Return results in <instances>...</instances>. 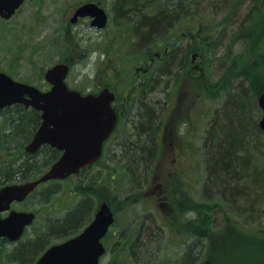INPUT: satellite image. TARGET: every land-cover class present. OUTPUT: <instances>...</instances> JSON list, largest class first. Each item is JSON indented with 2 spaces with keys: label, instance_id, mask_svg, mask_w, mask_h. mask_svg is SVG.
Segmentation results:
<instances>
[{
  "label": "rangeland",
  "instance_id": "1",
  "mask_svg": "<svg viewBox=\"0 0 264 264\" xmlns=\"http://www.w3.org/2000/svg\"><path fill=\"white\" fill-rule=\"evenodd\" d=\"M89 1L99 2L107 10L110 22L104 30L92 29L87 21L78 26L70 24L69 20L73 10L78 5ZM130 1L27 0L10 21L0 19V71L8 74L12 72L14 75H10L18 81L47 90L49 85L44 79L46 70L59 61H70L72 71L67 82L72 88L76 87L84 93H90L96 90V86L103 87L110 82L113 79L111 71H119V82L122 79L134 82L135 79V86H140L145 79L142 71L151 61L149 59L147 63L144 62V52H140V47L137 45L138 37L133 34L134 27L121 21V17L116 15V4L118 3L125 7L128 17L129 12L132 13L134 10ZM136 1H140L139 4H145L147 0ZM214 1L217 0H193L190 3L192 6L190 9L191 14L197 19L214 17L216 22H213V27L215 28L218 23H221L220 21L228 18L229 22L234 15L220 11L214 4L211 6L210 3ZM152 2L158 4L159 7H164L162 0H152ZM172 4L174 3H169V5ZM247 5V9L253 7L254 10L262 11L259 19L244 30V33L254 36L252 41H245L240 37L233 40L232 30L234 28L226 23L218 29L213 40L217 46H211L212 50L209 52L203 36H198V32L203 34L204 25L202 23L193 24L190 22L192 20L187 17V25L177 24L174 32L171 31L168 35L171 36V40L160 47L164 54L172 49L173 44L181 51L183 48L192 50L193 47L196 51L188 52L189 64L179 67L180 76L175 74L177 72L173 67L175 60L168 64L165 80L160 82L161 88L156 93L155 104L157 112L161 115L162 129H160L159 136L160 155L150 177L155 176L157 180H151L148 185L145 183L142 186L141 192L144 193L141 201L135 203L130 210L122 201L127 196L126 192L130 193L126 182L120 190L115 186L111 189L108 186L106 189L105 186L97 189L99 199L104 194L111 205L112 201L116 203L118 219L117 225L113 228V237L106 242L109 251L101 264H113L117 260L119 263H124L127 257L119 252V240L129 239V243L138 245L139 235L147 227L159 230L164 241L156 259L158 262L168 257L172 262L166 261L165 264H264V217L260 215L251 217V214L250 216L246 214L247 209L243 203L238 202L233 205L232 202L222 201L218 195H215V202L219 206L216 213H213L215 225L209 232L212 240H204L203 246L199 239L194 240L193 237H188L183 232L186 228L185 219L193 217V214H188V217L183 215L180 223L177 221L180 206L173 193L177 189L183 190L186 195L199 203L212 196V194L208 195L204 188L208 171L203 151L212 115L222 107L227 89L231 87L235 93L246 91L251 94L258 123L262 117L258 99L255 103V92L252 93L245 72L254 71L252 65L258 58L256 53L264 54V0H247ZM245 14L244 10H240L237 13L238 19ZM238 19L236 21H239ZM69 29L79 35L77 38L83 40L80 50H74L73 40H69L70 33L67 34ZM220 31L226 32L225 37ZM226 36L229 37L228 46L220 49L219 44L225 41ZM91 51L96 52L91 55ZM196 53L198 56L193 62L192 57ZM154 61L148 79L150 77L155 79L162 71L159 63L154 66ZM261 61L264 66V60ZM196 65L203 68V76L195 68ZM139 68L142 69L138 71ZM261 70L262 67L258 68L254 77L261 74ZM255 86L257 87L258 84ZM260 87H264V84L258 86ZM123 98H127L125 94ZM3 129H5L4 133H11L8 126ZM132 133L131 124L129 120H126V127L120 129L118 137L114 138L113 142L119 141L122 145L124 138ZM127 140L131 141L132 138ZM15 145L17 143H12L9 147L12 149ZM17 156H20V153L14 155V158ZM103 160L110 167H120L119 165L125 164L119 149L115 152L107 150V155ZM97 176H99L98 172L90 170L60 182L58 185H42L45 188L37 190L26 202L16 204L14 208L17 210L35 211L37 220L28 228L19 243L8 242L4 246L0 245V249L5 250L6 256H10L16 246L28 245L31 239L45 233L54 243L65 240L66 233L54 234L49 228H53V225L56 226L64 220L69 209L75 207L80 201L84 188L93 190L97 184L93 187L91 185ZM157 185H160L158 191L162 192V197L159 199L165 198L166 200L168 197L167 201L163 200L168 204L166 208H161L159 204L162 202L160 200L157 202L152 194L148 193ZM54 190L57 192L55 193ZM149 212L154 216L157 215L156 220L160 229L148 218ZM130 225L141 228V231L132 232L129 238ZM119 234L121 235L118 239ZM251 238L261 244L249 242L248 239ZM212 241L220 242L213 246L216 253L211 259L209 254L211 249L208 251V247L213 243ZM115 242L118 246L114 244ZM205 243L208 245L207 248ZM128 261L138 264L133 255L128 257ZM4 263L21 264L9 259H4Z\"/></svg>",
  "mask_w": 264,
  "mask_h": 264
},
{
  "label": "trees",
  "instance_id": "2",
  "mask_svg": "<svg viewBox=\"0 0 264 264\" xmlns=\"http://www.w3.org/2000/svg\"><path fill=\"white\" fill-rule=\"evenodd\" d=\"M192 1L174 0L172 5H169V2L162 1L164 7H159L152 0H147L145 4H139L140 1L131 0L130 5L134 7V10L132 13L129 12L128 17L126 16L128 12L125 7L121 6V4H116V15L121 17V21L123 20L131 27H134L133 34L138 37L137 45L140 47V52H144V62L147 63L149 59L154 58V66L159 63V67L162 70L155 79L151 77L148 79L151 72L144 74L145 79L138 90L131 89L129 91L131 87L135 86V79L134 82L129 79H122L121 83L114 80L115 82L110 81L106 84L118 92V99L123 98L124 94L127 98L132 99L131 104L121 112L126 114V117L130 116V120L128 118L127 120L130 121L133 133L129 137L134 136V139L132 137L131 141H124L119 147L124 165L110 167L106 164L107 162L102 160L96 166L91 167L90 170L98 172L99 176L96 177V183H102L108 186L109 189L115 186L116 189L120 190L126 182L130 193L126 192L127 196L122 201L129 210L135 203L140 202L143 195V192H141L142 186L147 183L148 175L160 155L161 115L157 112L155 104L156 93L161 88L160 82H164L168 64L173 63L174 60L173 67L177 70L175 74L180 76L179 67L189 64L188 52L196 51L195 47L192 50L183 48L181 51L173 44L172 49L164 54L160 47L171 40V36L168 35L171 31L174 32L177 24L187 25L188 17L193 24L202 23L204 25L203 34L198 32V36H203V41L207 44L209 52H211V46H217L213 40L219 31L218 29L226 23L234 28L232 30L234 34L233 40L236 37H240L242 40L252 41L254 36L244 33V30H247L255 20L259 19L262 13L260 10H254L253 7L247 9V0H217L216 2H211L210 5L214 4L218 6L220 11L228 15L233 14L234 16L232 19L230 18L229 22L228 18L223 19L214 28L213 22H216L214 17L197 19L191 14L190 8L192 6L190 3ZM240 10H244L246 14L238 19L237 13ZM237 19L239 21H236ZM220 33L225 37L224 34L226 32L220 31ZM228 36L230 37L229 34ZM229 37L226 36L225 41L220 42V49L228 46ZM69 40H73L72 42L76 40L77 43L78 38L71 35ZM156 52H160V58L154 55ZM256 54L258 58L252 65L254 71H251V73L250 70L249 73L245 72V76L250 82V89L252 93L255 92V103H257L259 95L264 92V87L258 88V86L264 84V66L261 61L264 60V54ZM260 67H262L261 74L254 77V73ZM255 80L258 81L255 82ZM255 84H258V86L256 87ZM151 96L152 98H150ZM224 96L225 101L222 107L212 115L203 151L208 171L204 188L208 195L212 194V196L199 203L191 199L189 195H186L183 190L177 189L175 192L181 205V213L187 217L189 216L188 214H193V217L185 219L186 228L183 232L188 237H193L194 240L203 241L201 242L203 246L204 240H212L209 232L210 230L212 231L211 228L215 225L213 223V213H216L219 206L215 202V195H218L222 201L232 202L233 205L238 202L243 203V206L247 209L246 214L249 216L251 214V217L258 215L264 217V132L259 127L251 94L246 91L235 93L230 87L225 91ZM127 108H129L128 112L126 111ZM37 114L38 111L20 105L0 110V188L16 182L34 180L45 171L46 167L38 165L41 162L38 157L21 155V150H23L25 143L29 142L32 137L31 131L36 128L35 126L38 123ZM122 119L125 121L123 116ZM5 126H8V130L11 133L6 134L3 132ZM12 143H17V145L11 149L9 145ZM17 153H20V156L14 158ZM54 161L47 164L44 163V165L50 166ZM113 180L114 183L112 182ZM58 184L52 183V185ZM54 192L56 193L57 190H54ZM83 194H86V200L81 205L78 204L70 208L64 220L60 221L56 226L53 225V228L50 227L49 230L58 235L66 233L65 240L78 234L80 230H74L78 228L86 216H93L96 199H99L95 188L93 190L84 188ZM180 197L184 198L180 199ZM112 205L116 210V203L114 202ZM135 231H129V238L132 235L131 233H135ZM113 234L112 230L109 236L113 237ZM120 235H118V239ZM161 236L160 231H157L156 228L147 227L140 233V243L138 245L129 243V239H120L119 246L115 242L114 244L120 249L119 252L127 257L124 263H119L117 260L115 264H132L128 261L130 255L134 256V260L138 264H155L158 262L156 259L163 247L164 241ZM238 238L241 239V237ZM61 239L63 238L61 237ZM248 241L260 243L254 238L248 239ZM212 242L208 247V251L211 249L209 253L211 259L214 258L216 253L213 246L218 245L220 241ZM6 243L7 241L3 240L0 245L4 246ZM53 244L54 241L52 242L49 235L45 233L35 239H31L28 245L16 246L10 256H6L5 250L0 249V264H5L4 259L18 261L21 264H34L37 258ZM166 261L172 262L171 258L164 257L157 264H165Z\"/></svg>",
  "mask_w": 264,
  "mask_h": 264
},
{
  "label": "water",
  "instance_id": "3",
  "mask_svg": "<svg viewBox=\"0 0 264 264\" xmlns=\"http://www.w3.org/2000/svg\"><path fill=\"white\" fill-rule=\"evenodd\" d=\"M25 0H0V17L9 20L21 8ZM79 17H91L92 26L104 28L108 22L106 11L95 3L79 7L72 23ZM69 67L57 64L45 75L52 85L43 92L36 87L13 80L0 72V109L14 105L32 107L42 114V126L26 148L34 154L43 145L63 152L61 158L41 176L24 184L7 185L0 189V239L19 240L26 227L33 224V212L12 210L7 217L2 214L11 210L14 202H23L38 185L50 180H64L93 164L102 154L103 143L117 124V114L112 108L114 93L108 88L97 95L83 96L70 90L65 80ZM258 104L263 111L259 127L264 132V93ZM114 223V214L107 203L101 204L93 222L77 237L49 248L36 264H99L106 249L102 239Z\"/></svg>",
  "mask_w": 264,
  "mask_h": 264
},
{
  "label": "flooded vegetation",
  "instance_id": "4",
  "mask_svg": "<svg viewBox=\"0 0 264 264\" xmlns=\"http://www.w3.org/2000/svg\"><path fill=\"white\" fill-rule=\"evenodd\" d=\"M83 19H79L76 23V25H79L80 24V22L82 21ZM11 75H14L12 72H11ZM13 78H14V76H12ZM15 79V78H14ZM17 80V79H16ZM32 85V84H31ZM131 101H132V99L131 98H126V99H124V98H121V99H116L115 100V102H114V104H113V107L115 108V110H116V112H117V114H118V116H119V119H118V121H117V125H116V127H115V130L112 132V134L109 136V138L107 139V141L104 143V147H103V149H104V153H107V150H110V152L113 150V152H115V151H118V149H119V147H120V142L119 141H114L113 142V139L114 138H116V137H118V134L120 133V129L122 128V127H126V120H127V118L130 120V116L128 115L127 117H126V114H123L121 111L124 109H126L125 107H127V106H129L130 104H131ZM127 102V103H126ZM128 108H127V112H128ZM122 113V114H121ZM38 123H37V125L35 126L36 128H34V130L33 131H31L32 132V137L30 138V140H29V142H27V143H25V145H24V147H23V150H21V155L22 156H26V155H28V157H38V159L39 160H41V162H39V164L38 165H43L44 167H49V166H46V165H44V163H50L51 161H53V160H58L60 157H61V155H62V152L60 151V150H58L57 148H53L50 144H46V145H43L36 153H34V154H30V153H28V152H26V150H25V148H26V146L29 144V143H31L32 142V139H33V137H34V135L36 134V132H37V130L42 126V123H43V120H42V115H41V113L40 112H38ZM122 116L124 117V119H125V121H123V119H122ZM131 117H132V115H131ZM130 122V121H129ZM123 132V130L121 131V133ZM133 137V136H132ZM131 137V138H132ZM130 137H129V135L127 136V137H125L124 138V140L123 141H128L127 139H129ZM120 151V150H119ZM54 157H56V158H54ZM54 161V162H55ZM100 162V161H99ZM99 162H97L96 164H98ZM150 174H151V172H150ZM150 174L148 175V180H147V183H146V185H148L150 182H151V180H157L156 179V177L154 176V177H150ZM102 187V186H101ZM105 189H106V187H105ZM158 189H160V185H157V186H155V187H153L152 189H150V191L148 192V193H150V194H152V196L156 199V201L158 202L159 200L162 202V204H159V206L161 207V208H166V206H168V204L165 202V201H167L168 200V197L166 198V200H165V198L164 199H159V197H162L161 195H162V192H159L158 191ZM176 191L174 190L173 191V193H175ZM144 193V192H143ZM84 197H85V200H86V194H84ZM85 200H80V203H79V205H81ZM163 200H165V201H163ZM141 201V200H140ZM99 200H96V202H95V208L93 209V216H95L96 215V213H97V211H98V209H99ZM170 202H171V199H170ZM165 203V204H164ZM28 211H30V210H28ZM150 214H149V216H148V218L149 219H151L152 220V222L153 223H156V225L158 226V228L160 229L161 227L158 225L159 223L157 222V215L155 214V216L151 213V212H149ZM90 217L91 216H86L85 218H84V220H83V222L81 223V225L80 226H78V228H76V230L78 231V230H80V229H83V228H85L86 226H88L89 224H90V222H91V220L89 221V222H87L89 219H90ZM156 217V218H155ZM179 217H181V214L179 213ZM179 218H177V220H178ZM89 223V224H88ZM158 223V224H157ZM133 230H136V231H138V233H139V231H141V228H136L135 226H134V228H133ZM162 230H163V228H162Z\"/></svg>",
  "mask_w": 264,
  "mask_h": 264
},
{
  "label": "bare ground",
  "instance_id": "5",
  "mask_svg": "<svg viewBox=\"0 0 264 264\" xmlns=\"http://www.w3.org/2000/svg\"><path fill=\"white\" fill-rule=\"evenodd\" d=\"M80 225H81V224H80ZM80 225H79V226H80ZM133 228H134L133 225H130V226H129V229H130V230H132ZM201 242H203V241H201Z\"/></svg>",
  "mask_w": 264,
  "mask_h": 264
}]
</instances>
